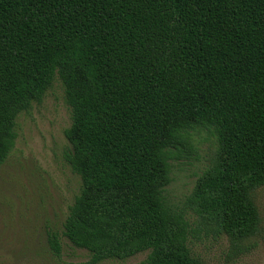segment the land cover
Wrapping results in <instances>:
<instances>
[{
  "label": "trees",
  "instance_id": "trees-1",
  "mask_svg": "<svg viewBox=\"0 0 264 264\" xmlns=\"http://www.w3.org/2000/svg\"><path fill=\"white\" fill-rule=\"evenodd\" d=\"M58 79L65 157L81 188L63 235L82 264H204L171 206V168L209 129L218 149L189 199L234 250L255 238L264 187V0H0V166L20 114ZM48 242L60 255L58 234Z\"/></svg>",
  "mask_w": 264,
  "mask_h": 264
},
{
  "label": "rangeland",
  "instance_id": "rangeland-1",
  "mask_svg": "<svg viewBox=\"0 0 264 264\" xmlns=\"http://www.w3.org/2000/svg\"><path fill=\"white\" fill-rule=\"evenodd\" d=\"M70 125L71 110L58 79L40 104L19 115L15 147L0 166V264H82L89 260L86 250L74 247L63 235L81 188L80 178L65 159L71 152L65 137ZM191 137L194 150L172 163L165 195L190 222L192 253L204 264H264V187L254 197L262 220L260 233L245 241L241 250H234L226 236H215L202 226L189 202L197 179L212 165L218 149L212 130L199 129ZM51 233L60 237V255L50 248ZM146 255L101 264H143Z\"/></svg>",
  "mask_w": 264,
  "mask_h": 264
}]
</instances>
